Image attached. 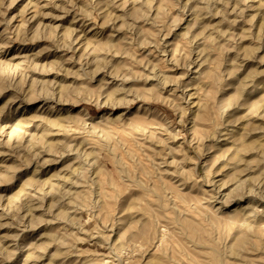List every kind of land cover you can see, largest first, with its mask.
Here are the masks:
<instances>
[{
	"label": "rangeland",
	"instance_id": "1",
	"mask_svg": "<svg viewBox=\"0 0 264 264\" xmlns=\"http://www.w3.org/2000/svg\"><path fill=\"white\" fill-rule=\"evenodd\" d=\"M263 104L264 0H0V264H264Z\"/></svg>",
	"mask_w": 264,
	"mask_h": 264
},
{
	"label": "bare ground",
	"instance_id": "2",
	"mask_svg": "<svg viewBox=\"0 0 264 264\" xmlns=\"http://www.w3.org/2000/svg\"><path fill=\"white\" fill-rule=\"evenodd\" d=\"M195 75H196V74H195ZM164 86H165V84H164ZM263 106H264V104H263ZM38 117H39V116H38ZM38 117H37V118H38ZM37 118H35V119H37ZM41 118H42V117H40L39 119L41 120ZM44 120H45V119H44ZM135 126H136V125H135ZM226 126H227V125H226ZM225 129H227V128H225ZM229 129H230V128H229ZM139 130H140V129H139ZM222 132H224V131H222ZM228 132H229V131H228ZM220 133H221V132H220ZM220 133H219V134H220ZM217 134H218V133H217ZM238 134H239V133H238ZM221 137H222V138H225L224 141H226L227 143L232 144L231 141L229 142V140H230V135H229L228 133H225V132H224V134L222 133ZM227 137H228V138H227ZM214 138L216 139V137H214ZM220 139H221V138H220ZM231 139H232V138H231ZM167 140H168V139H167ZM167 140H166V141H167ZM235 140H236V139H235ZM215 142H216V141H215ZM235 142H236V141H234L233 143H235ZM220 143H221V142H220ZM217 147H218V146H217ZM239 148H240V147H239ZM237 150H238V149H237ZM237 150H235V151H237ZM239 151H240V150H239ZM239 153H240V152H239ZM260 153L262 154L261 157H264V144L261 145V147H260ZM239 155H240V154H239ZM236 157H237V156H236ZM139 158H140V157H139ZM263 159H264V158H263ZM263 163H264V161H263ZM221 170H222V169H221ZM221 184H222V183H221ZM219 185H220V184H219ZM222 187H223V186H221V188H222ZM224 187H225V186H224ZM221 188H220V189H221ZM162 195H163V194H162ZM163 196H164V195H163ZM75 198H76V197H75ZM75 198H74L73 200H75ZM161 203H162V202H161ZM68 206H69V205H68ZM103 262H104V264H110L112 261H110L109 259L106 258V259H104Z\"/></svg>",
	"mask_w": 264,
	"mask_h": 264
}]
</instances>
